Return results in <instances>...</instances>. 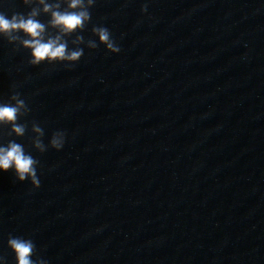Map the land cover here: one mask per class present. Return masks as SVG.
I'll return each instance as SVG.
<instances>
[{
  "label": "clouds",
  "instance_id": "1",
  "mask_svg": "<svg viewBox=\"0 0 264 264\" xmlns=\"http://www.w3.org/2000/svg\"><path fill=\"white\" fill-rule=\"evenodd\" d=\"M24 3H29L30 0H23ZM40 4L44 5V11H51L52 19L50 21L53 27H57L64 34H70L77 29H84L85 24L90 21L91 15L89 12L90 6L94 4V0H69L68 7L70 11H52L53 5L45 3V0H39ZM58 8L59 5H56ZM75 9H80L75 11ZM142 11H147V5H144ZM38 11L33 9L26 16L20 13H14L10 18L0 12V35L7 36L11 40L18 39L14 33H23L29 37L23 39L22 44L31 49V59L29 61L32 65H39L41 62L47 60L52 62L70 61L72 63L78 62L83 56V49H76L69 51L65 42L61 41V37L57 36L54 39L50 38L47 42L43 41V33L45 25L38 21L35 17ZM93 33L98 35L100 42L113 53L120 51L119 46L111 38V33L106 27H93ZM83 37H77V41H82ZM90 47H97L95 42H90ZM19 93L13 95L12 99L16 101L15 105L0 104V123H11L12 130L17 135L24 134V126L15 123L20 113L21 108H26L27 105L23 99L19 98ZM36 132L42 133V129L34 127ZM65 133L56 132L51 139V146L56 150H60L64 146ZM36 147L44 151L42 143L37 141ZM38 161L31 155H26L21 144L11 142L7 147H0V171H8L14 169L19 181L31 180L34 188L40 187V180L37 175ZM9 247L15 253L17 264H46L42 259L33 260L35 254V245L30 239H23L21 237H10L8 240Z\"/></svg>",
  "mask_w": 264,
  "mask_h": 264
}]
</instances>
